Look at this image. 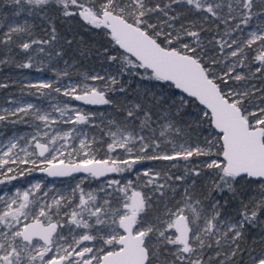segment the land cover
I'll return each instance as SVG.
<instances>
[{
	"label": "snow or ice",
	"instance_id": "obj_1",
	"mask_svg": "<svg viewBox=\"0 0 264 264\" xmlns=\"http://www.w3.org/2000/svg\"><path fill=\"white\" fill-rule=\"evenodd\" d=\"M5 2H10L17 7L18 11L15 12V15H19L26 6L30 10H36L47 9L54 4L61 6L62 15L65 18L78 15L88 25L103 30L105 36L110 38L109 44L115 52L108 56V60L120 65L121 75L127 72L130 75L141 76L149 80L166 82L169 87L174 86L176 89L183 90L189 98H194L205 106L206 110L202 112V117L209 126H214V129L218 130L212 134L211 139L204 138L206 147L197 145L193 148H185L181 144L182 151L176 152L174 155H148L149 148H159L158 143L155 141L151 144L147 143L145 136L134 135L131 131L118 127L116 132L110 133L112 143L108 145V150L113 152L116 148L123 149L128 154V159L119 160L109 157V159L96 160L89 158L90 153L84 150L90 148V144L86 143L85 139H80L79 149L84 152L85 158L79 162L69 159L67 163L62 158L63 149L68 139L72 137V131L63 133L56 131L51 136L48 132H44L43 135L48 137L47 143H41L37 136L31 138L35 141L38 153H28L25 148H21L25 156L38 155L41 158L39 163L44 166L40 167L39 171L47 172L51 176H66L74 172H85L92 177H102L108 173H122L131 170L133 165L145 159L171 161L178 157L187 160L193 155L197 157L214 156L215 158L204 165L207 169L214 170V176L217 177L211 182L210 191L222 192L227 188L230 192L236 193L237 184L240 182L251 184L253 181L249 178H258L256 180L258 194L257 197L252 198V210L248 211V206L245 205L244 211L241 213L243 218L228 226L232 236L230 241L226 240L225 243H235L240 239L245 224L254 222L258 215L264 212V108L258 109L259 114L249 111L244 105V99L248 96V92H238L221 87L222 83H227V78H231L230 73L234 71V68H230L223 76L216 75L213 71V65L217 63L216 60L202 62L203 54L198 55L196 47L180 43L182 36L179 32L173 36L172 32L164 29L163 24L152 22L155 13L163 12L167 16L165 8H169L170 5L161 8L160 4H156L155 7H152L148 4V0H5ZM172 2L178 3L179 0H172ZM186 2L194 5L196 9L206 10L214 17L218 15V9L221 8L220 3L214 5L208 3L207 0H186ZM237 2L242 4L244 12L241 23L248 24L253 15L264 16V0H255L260 8L257 12H253L254 0H237ZM73 6H75L74 11L71 10ZM228 7L231 10L232 5L229 4ZM170 19H175V17ZM0 27L3 25L0 24ZM237 28H239V24ZM27 31V22H25V26L12 27L9 25V30L5 33V40L6 42L11 41L13 34ZM52 31V40H55L54 27ZM183 35L196 38L197 47L200 46L198 32H184ZM250 37L245 46L250 47L257 41L261 42L259 54L254 59L264 67V26L259 30V34L252 32ZM36 43H38L36 40H32L31 43H22L20 47L27 50ZM39 43L45 44L50 41H40ZM221 47L223 48V43ZM40 51L43 52L44 49L41 48ZM105 51L107 52V49ZM242 52L243 49L238 47L230 55L237 57ZM4 62L0 61V63ZM205 63L208 64L207 67ZM18 66L31 68L33 65L29 61ZM260 70L257 68L258 72ZM86 79L103 80L104 78L93 75ZM234 79L241 81L245 78L238 74ZM109 81L110 83L106 84L103 89L87 83L83 86L76 85L65 89L64 95L74 96L75 100L91 105L109 104L111 101L106 98L105 93L112 90L111 85L118 82L115 76H110ZM5 86L0 85V87ZM29 87L40 91L52 89L53 85L51 82H40L31 84ZM77 88L80 89L81 94H77ZM54 91L59 93L61 89L57 87ZM151 95L152 103L155 104L161 103L164 99L163 95L156 96L154 93ZM187 103L188 100L184 97H180L178 104L174 101L172 105L174 106V115L178 116ZM131 107L133 110L128 111V117H133L134 111L141 110L144 115L141 128L146 126L151 119V113L142 109V105L139 103L133 104ZM30 110H34L33 115L37 120L44 122L46 128L56 123L49 113H42L39 108L30 103L16 107L12 111V115L28 114ZM56 111L64 116L67 108H57ZM72 111L74 119L69 117L64 123L85 124L88 122V114H84L79 109ZM163 115L167 118L168 112L164 111ZM4 119V116H0V120ZM199 126L200 124L197 123V127ZM167 127H172V124L168 123ZM61 141L63 143L57 147L58 142ZM17 147L16 142H9L8 150L3 153V157H0V167L8 165L10 161L16 162L12 159V155ZM71 155L70 152L69 157ZM17 158L20 163L30 162L34 166L29 169V172L36 169V160L29 161L18 156ZM8 171L11 172L12 168L9 167ZM199 174V172H195V175ZM144 175L149 177L146 184L149 186L160 176V173L157 172L153 176L150 172H145ZM5 179L11 181L16 177L6 176ZM177 179L183 178L178 177ZM3 182L0 180V183ZM108 187H115L116 191L123 193L120 206L113 207L111 201L107 199L103 204L97 205L95 203L97 196L92 193L85 194L81 189L79 204L71 211V218L68 222L76 228L85 230L78 236L74 234L72 228L68 229V236H64L58 231V228H63V225L59 221L54 222L53 216H59L61 202L66 201V198L63 196L59 199L53 198L51 204H48L46 200L36 195L41 188L39 183L23 192L17 189L15 194L7 200L0 196V201L5 205L4 211L0 212V225L12 230L15 225L21 224V217H24L25 220L31 218L30 223H24L20 228L10 231V234L8 231L0 232V253H3L0 254V264H153L154 260L159 261V264H176V261L170 262L161 258L157 245L152 243L153 238L161 245H181L182 247L177 248L175 253L178 260L185 259L182 254H191L195 251L190 240L194 239L200 247H203L201 230L197 226L194 231L189 216L184 214L185 208H187L197 219L201 217V212L189 203L191 197L187 195V189H185L184 207H177L175 211L168 209L165 213L168 219L156 216L150 221L141 214L146 213V207H151L150 204H147L151 195L146 197L143 192L137 191L131 180L123 186H120L119 180H111L108 182ZM163 187L164 185H157L156 189L159 190ZM129 191H131L130 195ZM43 196L47 197V193H44ZM196 204L199 205L200 201H196ZM218 205L219 201H216L212 206L211 217L205 219L204 233H211L213 229L217 228L216 221L220 217ZM64 214L69 215L67 212ZM92 217H95L94 224L89 223ZM97 225H107V235H101V230L96 228ZM93 229L96 230V235L91 234ZM169 229L175 230L174 237L166 235ZM222 235L227 237L228 233L225 232ZM85 242H92L93 246H88ZM97 243H99V247L95 246ZM216 243L219 245L220 240H217ZM236 247L239 248V245L237 244ZM232 255L235 256L236 252L233 251ZM254 262L255 264H264V256L258 260L254 258ZM188 264H201V261L189 259Z\"/></svg>",
	"mask_w": 264,
	"mask_h": 264
},
{
	"label": "rangeland",
	"instance_id": "obj_2",
	"mask_svg": "<svg viewBox=\"0 0 264 264\" xmlns=\"http://www.w3.org/2000/svg\"><path fill=\"white\" fill-rule=\"evenodd\" d=\"M217 3H220L221 7L225 8V11L232 12L233 16L238 18L239 22H237V25L239 24V28H237L238 33L235 35L236 38L233 37V33L231 32L222 37V42L225 43L224 48H226L223 58L220 57L219 51L208 49L209 60L217 61V63L213 65V70L216 75L223 76L230 68H234V71L230 73V77H235L239 74L245 78L241 81H236L234 79L235 82H240L241 85L233 84L228 88L238 92L251 91V93H248L246 100L252 107L251 111L258 112L259 108H264V84H258L259 80L257 78L259 74H261V71L264 70V67H262L260 62L255 60L254 57L259 54L261 42L257 41L250 47H246L245 44L246 41L251 38L250 34L252 32H257L259 34V30L264 26V16L253 15L250 19L251 22L246 25L241 23L244 12L242 11V4L238 3L237 0H217ZM229 4L232 5L231 10L228 7ZM259 10V5L256 4L254 0L253 12ZM199 17L205 19L208 17L211 19L215 18L212 15L210 16V13L206 10L200 12ZM212 40L214 39L212 38ZM233 41H236V43H233ZM238 47L242 48L243 52L237 57H232L230 53L237 50ZM19 54L20 50L16 47L6 50L7 56L11 55L15 57ZM80 63L81 60H63L61 65L63 66L61 70L62 75L59 78L39 68H23L15 65L12 67V70L6 72L3 78L10 80L13 84H18L16 93L0 95V116L6 117L7 115H12V111L16 107L30 103L39 108L42 113H49L50 116L56 120L55 124H51L46 128L44 122L35 118L33 115L34 110H30L28 114L19 113V118L22 116L24 118H21V122H11L7 127H0V157H3V153L8 150L10 141H14L18 145V147L14 149V155H12V159L16 160V162L12 163L10 161L8 165L0 167V180L4 181L0 183V196H3L4 199L7 200L15 194L17 189L23 192L30 189L34 184L39 183L41 188L36 195L46 200L48 204H51L53 198L59 199L61 196L65 197L66 201L61 202L59 216H53V221H59L63 225V228H59L58 231L64 236L69 235V228H72L74 234L77 236L83 234L85 231L82 228H76L74 225H70L68 222L71 218V211L79 204L81 192L78 190L76 194V187L81 185L82 180L87 175L79 174L78 180L72 184L67 179L69 176L51 179L48 174L35 173L37 168L44 166L39 163L41 158H39L38 155L25 156V153L21 151V148H25L28 153H38L35 148V141L31 139L32 136H37L38 140L48 142V137L43 135L44 132H48L49 136H51L56 131H60L61 133L72 131V137L68 139L63 149L64 155L62 158L65 161L72 159L77 162L85 158L84 152L79 149L80 139H85L86 143L90 144V148L84 150L90 153L89 158L101 160L109 159V157L119 160L128 159L129 156L123 149L116 148L113 152H109L108 150V145L112 143L110 133L116 132L118 127L126 131H131L134 135L139 134L145 136L147 143L151 144L153 141L158 143L159 148H149L148 155H174L176 152L182 151L180 147L181 144H183L185 148H193L197 145L206 147L207 145L204 138L208 137L211 139L212 136L203 134V138L194 137L193 128L188 125V119L196 118L194 115H190L186 121L181 115H174V109L170 102L167 103V105L152 103L151 94L154 93L156 96L163 95L154 85H148L145 88L138 85L133 91L134 93L132 95L128 94V97H125V92H123V94L116 92V94H113V98H110L111 103L104 104L101 107L86 106L82 102L75 100L74 96H65V89H70L73 86H83V84L87 83L91 86L103 89L106 84L110 83V76H115L117 79L122 76L120 74L119 65L109 66L108 64H104L101 66H91L87 65L86 62L81 63V65ZM257 68L261 70L258 72ZM69 70L72 74L69 76L64 75V73H68ZM93 75L103 77L104 79H86V77H91ZM243 81L248 82L245 83ZM40 82H51L53 89L59 87L61 91L59 93L53 92L52 95L56 97L60 96L62 99H56V97L53 96L45 98L43 97L45 89L35 93L37 90L29 87L31 84H38ZM77 93H80L79 88H77ZM138 103L142 105V109L151 113L150 121L143 128H141V121L144 119L143 111H134V117L130 118L127 117L126 114L122 115L119 108L116 107L117 105L126 106V109L130 111L133 110L131 106ZM57 108H67L66 114L61 116L60 112L56 111ZM73 109H79L84 114H88V122L85 124L64 123L69 117L74 119ZM164 111L168 112L167 118L163 115ZM168 123H171L172 127H167ZM60 143H63V141L58 142L57 147H59ZM138 146L137 142V147ZM73 149H75V151H73ZM70 152L72 153L71 157H69ZM17 156L28 159L29 161L36 160V169L29 172V169H32L34 166L30 162L27 164L20 163ZM213 158L215 157L213 156L212 159ZM144 161H146V159L134 165L135 171L133 174L127 173L129 170L123 172L122 175L125 174V176L122 180H119L120 186L125 185L127 181L131 180L136 190L139 189L146 197L151 195V199L147 201V204H150L151 207H146V213H142V216L150 221L156 216H160L162 219H168L165 215L168 209L175 211L177 207H184L186 197L185 189H187V195L191 197L189 203L195 206L197 211L201 212V217L197 219L190 213L189 209L185 208V213L189 216L190 223L193 224V230L195 231L197 226L201 230V236L204 241L203 247H200L194 239L190 240L195 251L191 254H182L185 259L178 260L175 253L177 248L182 247L181 245H161L153 238L152 243L157 245L161 258L170 262L176 261V264H188L189 259L200 260L201 264H222V262L229 260L238 244V240L235 243H225L226 240L230 241L232 236L228 226L232 223H237L242 218L231 205L226 204L225 197L222 198L215 190L210 191L212 187L211 182L215 180L214 173L208 174L207 177L202 178L201 181L204 182L200 183L197 178H195V175H189L190 172L185 168V165L181 166L179 161L171 160L172 162L170 161V163L168 162L169 160H155L153 162ZM9 167L12 168V175H25L24 179L19 180L16 178L17 181L15 180V182H9V180L5 179L6 172H9ZM145 172H150L153 176L158 172L160 176L155 179L152 185L146 186L149 177L144 175ZM188 176L190 177L188 178ZM178 177H182L183 179H177ZM107 180L109 182L113 179L108 177ZM106 185L108 186V184ZM157 185H164V187L157 190ZM254 189H257V192L253 197H257L258 185L253 187V190ZM112 192L113 195L108 193V190L105 192L101 191L99 188L93 189L90 187L86 189L85 194L92 193L97 196V201L95 202L97 205L103 204L104 200L107 199L111 201L113 207H118L122 202L123 193L116 190ZM44 193H47V197L43 196ZM128 194L130 195L131 191H129ZM196 201H200V204L197 205ZM216 201H219L218 207L220 211V217L216 221L217 228L213 229L211 233H204L205 219L211 217L212 206ZM13 207H16V205H13ZM4 209L5 205L0 201V212H3ZM66 212L69 213V215H65L64 213ZM29 220H31V218L25 220L24 217H21V224L15 225L12 230H8L6 226L0 225V232L8 231L10 234V231L20 228ZM89 223L94 224L95 217H92ZM160 226L163 227V225ZM96 228L101 230V235H107V225H97ZM243 231L244 230H242V232ZM225 232L228 233L227 237L222 235ZM91 234L96 235V230L93 229ZM175 234L174 229H169L166 233V235H172L173 237ZM217 240H220L219 245L216 243ZM40 243L42 244L43 242L41 241ZM85 243L88 246H93L92 242ZM95 246L99 247L100 245L97 243ZM248 251L250 253L247 260L249 264H255L254 258L258 260L261 256H264V251ZM153 264H159V261L154 260Z\"/></svg>",
	"mask_w": 264,
	"mask_h": 264
},
{
	"label": "trees",
	"instance_id": "obj_3",
	"mask_svg": "<svg viewBox=\"0 0 264 264\" xmlns=\"http://www.w3.org/2000/svg\"><path fill=\"white\" fill-rule=\"evenodd\" d=\"M207 2L215 5L217 0H207ZM148 4L152 7H155L156 4H160L161 8H165V5H170L169 8H165V11L168 13L167 16H165L163 12L155 13L153 14L152 22L163 24L164 29L172 32L173 36L179 32L182 36L180 43H187L190 47H196L197 54H203L202 62L210 61L208 49L217 52L219 51L220 57L223 58L224 50L226 48H224L225 43L222 42V37L229 32L233 33V37L238 33L236 26L237 22H239L238 18L233 16L232 12L225 11L224 7L218 9V15L215 16L214 19L209 17L205 19L199 17L200 12L205 10L196 9L194 5L188 4L186 0H179L178 3H173L172 0H148ZM71 10L74 11L75 6H73ZM16 11H18V9L15 5L10 2H5V0H0V24L3 25V27H0V61H5L4 63H0V85H6L5 87H0V95L16 93V87L18 84H13L10 80L4 79L3 77L6 72L12 70V67L15 65H21L28 63L29 61H31L33 65L31 68H39L58 78L62 75L61 70L63 69V66L61 65L63 60H81V63L86 62L87 65L91 66H101L104 64H108L109 66L119 65L117 62L108 60V56L115 54V52L109 44L110 38L105 36L104 31L88 25L78 15L65 18L62 15L61 6L53 4L47 7V9L36 10H30L26 6L19 15H15ZM172 17H175V19H170ZM233 17L235 18L233 19ZM165 21L167 23H164ZM25 22H27L28 31L13 34L12 40L6 42L5 33L8 32L9 25L12 27L17 25L25 26ZM249 22L251 21L249 20ZM168 25H171V27H168ZM53 27L55 28V40H52ZM192 31L198 32L199 34V47H197L196 38L183 35L184 32ZM212 38L214 40H212ZM32 40H36L38 43L33 44L27 50L20 47L22 43H31ZM40 41H50V43L41 44L39 43ZM68 41H71V43H68ZM221 42L223 43V48L221 47ZM14 47L20 50V54L15 57L11 55L7 56L6 50L10 48L14 49ZM41 48L44 49L43 52L40 51ZM105 49H107V52ZM57 53H60V55H57ZM205 66L207 67L208 64L205 63ZM140 71L142 72L143 70ZM71 74L72 73L69 70L67 76ZM257 79L259 80L258 84H264V70L261 71V74H259ZM117 81L116 84L111 86L112 90L106 91L109 100L110 98H113V94H116V92H119V94L125 92V97H128L134 93L133 91L138 85H141L143 88L148 85H154V87L159 89L163 94L164 99L160 103L161 105H167L169 102L173 105L172 101H175L178 104L180 102V97H184L188 100V103L183 107L179 115L185 118L186 121L190 115L196 117L195 119H188V125L193 128L194 137L203 138V134H208L210 136L217 132L216 129H214L213 126H209L207 121L202 117V112L206 109H204L197 100L189 98L174 86L169 87L166 82L149 80L141 76L130 75L127 72L117 79ZM217 82L220 83V81ZM243 82L247 83L248 81ZM233 84L241 85L240 82H235L234 77H231L230 79H227L226 84L222 83L221 87L227 89ZM121 89H123V91H121ZM53 92H55L53 88L45 89L43 97H56L55 95H52ZM35 93H38V91H35ZM248 93H251V91H248ZM59 98L62 99L60 96L56 97V99ZM244 105L249 111L252 110V107L246 98L244 99ZM116 107L119 108L122 115H127L129 110L126 109V106L117 105ZM257 114H259V112H257ZM19 116V113L17 115H7L4 120H0V127H7L11 122H21L23 116L20 118ZM197 123L200 124L199 127H197ZM211 159L212 157L208 156L197 157L193 155L187 160L183 157H178L174 159V161H179L181 166L185 165V168L190 172V176L191 174L195 175V171L199 172L200 174L195 175V178L202 183L204 182L201 181L202 178L207 177L208 174L214 173V170L207 169L204 166ZM148 161L153 162L155 160L146 159L144 162ZM168 162L170 163V161ZM134 167L135 166L133 165L131 170L127 173L133 174L135 171ZM6 173V176H15L19 180L24 179L25 176L12 175L11 172ZM122 173H115L111 178L113 180H122L125 176V174L122 175ZM190 176H188V178ZM78 178L79 174H74L67 179L70 183L74 184ZM107 178L108 177L104 180L92 176L84 178L81 185L76 187V194L78 193V190L81 192V189L86 193L87 188L92 187L95 189V187H98L105 192L108 190V193L113 195L112 191L115 190V187H108L106 185L108 184ZM216 179L217 177H215V180ZM249 179L253 181L251 184L240 182L236 185V193L230 192L227 188L222 192L217 191L222 198H226V204L231 205L241 218H243L241 213L244 211L245 205L248 206V211L252 210L253 205L251 201L253 195L257 192V189L253 190V187L258 185L256 183L257 179ZM15 180L16 179L9 182H15ZM243 230L242 237L238 239L239 248L236 247L234 250L236 255H232L229 260L222 262V264H249L247 261L250 255L248 250L258 252L264 251V212H261L254 222L246 223Z\"/></svg>",
	"mask_w": 264,
	"mask_h": 264
},
{
	"label": "water",
	"instance_id": "obj_4",
	"mask_svg": "<svg viewBox=\"0 0 264 264\" xmlns=\"http://www.w3.org/2000/svg\"><path fill=\"white\" fill-rule=\"evenodd\" d=\"M182 93H184L183 92V90H181V89H179ZM77 94H81V93H77ZM106 94V93H105ZM185 95H187V93H184ZM106 98L107 99H109L108 98V96L106 95ZM79 102H82L83 104H85L86 106H90V107H92V106H99V107H101V106H103L104 104H97V105H91V104H87V103H85L84 101H79ZM197 102L199 103V101L197 100ZM203 107H204V109H205V106L204 105H202ZM214 127V126H213ZM217 132H218V130H216ZM41 143H47V142H43V141H41V140H39ZM37 150V152L39 151L38 149H36ZM47 154V153H46ZM96 160H101V159H96ZM68 161H65V163H67ZM73 162H77V161H73ZM36 172L37 173H43V174H48L47 172H42V171H39V168L36 170ZM76 173H79V174H84L85 172H74V173H71L70 175H66V176H71V175H74V174H76ZM115 173H108V174H106L105 176H102V177H99V178H106L107 176H109V177H111V176H113ZM49 175V174H48ZM49 177L52 179V178H63V176H51V175H49ZM252 179H258V178H252ZM137 191H140L139 189L137 190ZM184 214L185 215H187L185 212H184ZM31 222V220H29V221H27L26 223H30ZM54 222H56L55 220H54ZM58 230H59V228H58Z\"/></svg>",
	"mask_w": 264,
	"mask_h": 264
},
{
	"label": "flooded vegetation",
	"instance_id": "obj_5",
	"mask_svg": "<svg viewBox=\"0 0 264 264\" xmlns=\"http://www.w3.org/2000/svg\"><path fill=\"white\" fill-rule=\"evenodd\" d=\"M94 159H95V158H94ZM42 167H43V166H42ZM37 169H38V168H37ZM37 169H36V170H37ZM36 170H35V173H37ZM38 174H40V173H38ZM41 174H43V173H41ZM76 174H79V173H76ZM84 174L87 175V176H85V178L88 177V176H90V174H88V173H84ZM84 174H81V175H84ZM71 176H73V175H71ZM107 177H109V176H107ZM111 177H112V176H111ZM96 178H97V179H103V180L106 179V178H99V177H96ZM83 180H84V179H83ZM83 180H82V181H83ZM96 188H98V187H95V189H96ZM93 189H94V188H93Z\"/></svg>",
	"mask_w": 264,
	"mask_h": 264
}]
</instances>
